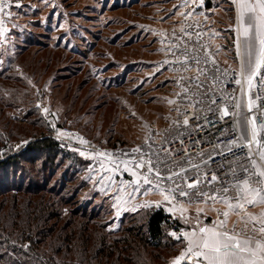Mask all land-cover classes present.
Wrapping results in <instances>:
<instances>
[{
  "label": "rangeland",
  "instance_id": "374dc122",
  "mask_svg": "<svg viewBox=\"0 0 264 264\" xmlns=\"http://www.w3.org/2000/svg\"><path fill=\"white\" fill-rule=\"evenodd\" d=\"M191 1L187 8L174 9L183 0H19V8L17 0H9L6 11L12 16L4 18L6 32L0 37V138L6 141L0 157L30 142L14 140L17 128H13L19 123L27 118L33 128L43 125L37 104L55 113L57 123L114 152L157 134L180 103L176 81L181 74L174 64H163L174 57L161 50L170 41L176 43L173 30L181 35L182 49L187 37L180 33L181 27L193 25L192 31L202 27L214 49H220L219 60L238 65L235 34L229 28L235 23L230 0ZM176 11L193 15L185 20ZM79 157L87 165L78 172L59 164L44 170V176L51 182L63 177L71 185L82 184L75 202L99 211L108 230L117 231L142 212L158 208L183 225L175 231L178 234L191 227L179 211H168L169 205L155 190L134 193L130 184L121 190L119 182L130 181L122 170L115 173V182L99 183L102 160ZM156 201H161L159 206ZM213 218L209 214L206 222ZM171 232L168 236L174 238ZM0 247L15 254L11 246Z\"/></svg>",
  "mask_w": 264,
  "mask_h": 264
},
{
  "label": "snow or ice",
  "instance_id": "6c2138e0",
  "mask_svg": "<svg viewBox=\"0 0 264 264\" xmlns=\"http://www.w3.org/2000/svg\"><path fill=\"white\" fill-rule=\"evenodd\" d=\"M230 2L234 6L235 23L230 24L229 28L234 30L235 58L239 62L232 76L240 88V97H233L231 113L223 106H217V110L221 120L229 115L241 118L233 122L240 134L229 140L225 147L230 155H236L233 149L245 155L236 157L227 171L220 172L209 168L211 153L200 149L196 154H189L187 147H171L176 140L184 145L183 137L191 139L192 131L203 127L199 123L202 111L214 114L211 105L216 103V88L222 83L221 69L215 59L220 49L213 51L210 45L201 44L203 33H194L193 25L180 29L182 36L187 37L182 49L181 35L175 30L172 37L176 43L170 41L167 49H161L174 57L172 61L165 59L163 64H174L178 66L177 70L191 73L180 76L176 81L181 87L177 96L187 103L183 111L180 106L175 108L183 119L177 118L172 122L174 132L171 139L164 137L156 145L151 136H146L144 145L133 148L131 154L121 152L117 155L106 151L90 154L106 158L100 162L102 175L99 183L115 182V173L121 170L127 172L132 179L120 181L118 186L121 190L131 184L132 191L137 193L141 191L140 184L143 183L149 186L148 190L159 193L162 201L169 205L168 211H179L181 219L191 225L179 234L175 231L170 233L184 244L170 264H264V122L257 125L255 119L257 113L264 116V106H257V101H264V0ZM199 3L202 4L203 0H199ZM188 4L189 0H183L181 5L173 7L187 8ZM9 7V0H0V37H4L6 32L4 18L12 16L11 11H6ZM16 7H21L19 0ZM175 14L186 20L193 12L176 11ZM195 26L200 27L198 22ZM193 35L197 38L195 42L191 40ZM223 73L227 74L228 69H224ZM254 79L259 80L258 89ZM253 89L261 94L253 93ZM167 103L174 104L175 101L168 100ZM37 107L40 105L37 104ZM42 111L48 113L49 110L45 107ZM52 115L55 116V113ZM51 126L55 128L54 123ZM81 143L87 141L81 138ZM200 143V140L194 142L195 145ZM165 144L169 147H165ZM144 146L147 153L143 151ZM213 152L223 155L215 146ZM84 154L81 152V155ZM197 157L198 162H194ZM223 167V164L217 166L218 169ZM190 171L194 175H189ZM209 173L211 179H208ZM160 203L156 201L157 206ZM193 205L194 213L186 215ZM209 214L214 218L206 222ZM23 247L27 248L28 245Z\"/></svg>",
  "mask_w": 264,
  "mask_h": 264
},
{
  "label": "trees",
  "instance_id": "16d2710c",
  "mask_svg": "<svg viewBox=\"0 0 264 264\" xmlns=\"http://www.w3.org/2000/svg\"><path fill=\"white\" fill-rule=\"evenodd\" d=\"M15 128L14 140L30 142L0 157V245L15 249L0 247V264H167L184 247L168 236L183 225L161 208L108 230L99 211L75 202L82 184L44 176L59 164L75 173L87 162L57 149L44 121L33 128L26 118Z\"/></svg>",
  "mask_w": 264,
  "mask_h": 264
},
{
  "label": "built area",
  "instance_id": "2783aa9c",
  "mask_svg": "<svg viewBox=\"0 0 264 264\" xmlns=\"http://www.w3.org/2000/svg\"><path fill=\"white\" fill-rule=\"evenodd\" d=\"M195 32H202L203 36L200 40L201 44H208L211 46L212 50L215 51L211 36L210 34L205 31L202 27L195 29L193 31ZM196 36L193 35L191 37V40L193 42L196 41ZM216 61L218 62V66L221 69V81L219 85H217L216 88V103L214 105H211L213 109V113H209L207 111H202V119L199 121L200 124L203 125L202 128L200 129H195L191 133V139H189L187 136L183 137L185 144L181 145L179 140L174 141L171 144V147L173 148H183L187 147V152L189 154H196L200 151V149H203L206 153H211L212 154V163H210L209 168L213 171L219 170L220 172L227 171L230 162L236 159V157L245 155L244 152L235 151L236 155H230L227 152V149L225 145H227V142L229 140L234 139L236 136L240 134L238 130L235 129L234 127V120L235 119H241L240 117H233L231 115L225 116L223 120L219 119L220 117V112L217 110V106H223L227 107L229 112L231 113L232 111V99L233 97L239 98L240 97V88L237 86L233 80L232 76V71L234 69H238L239 67V62L237 67L230 66L222 61L219 60L217 54L215 56ZM178 67L177 65H175ZM228 69V73L224 74L223 70ZM181 76H188L191 73H186L182 69L179 70ZM254 83L257 85V89L259 88V80L254 79ZM257 89H253V93L255 94H261L257 91ZM181 89L179 90V92ZM245 103L247 100V97L244 98ZM179 106L181 108V111H183L184 105L187 103V101H181L179 100ZM257 106H264V101H257ZM48 108L47 106L41 104L40 105V112L42 114V117L44 119L45 124L48 126L50 129V136L53 139V141L56 143L57 149L66 151V152H74L80 156H92V157H97L100 160H106V158H101L98 156L90 155L94 153V151H106V152H112L113 154H119L121 152H128L131 154V150L135 147H132L130 149H123L117 152H114L109 149H105L102 147L100 144L94 143L91 140H89L86 136L79 134L78 132L72 130L68 126L62 125L60 123L56 122L55 116L52 115V111L48 108V113H45L42 111L43 108ZM191 111V109H189ZM244 111L246 112L247 109L245 108ZM255 111V110H254ZM177 118L183 119L182 117L179 116V114L174 111L171 116L168 118L167 124L157 133L154 135H151L152 140L155 141L156 145H159L164 137H168L171 139V136L174 132V129L172 128V122L176 120ZM255 119L257 122V125H259L261 122H264V116L260 115L257 113L255 115ZM207 121V122H205ZM55 124V128H53L51 125ZM264 135V133H262ZM81 138L83 140L87 141V143H81ZM196 140H200L201 143L198 145H195L194 142ZM144 142H142L138 146H143ZM165 147H169L168 144L164 145ZM213 146L216 147V149L220 152H223V155H216L213 152ZM137 147V146H136ZM143 151L147 153V147H143ZM81 152L85 153L84 155H81ZM246 152V149H245ZM198 162V157L196 161ZM223 164L224 167L218 169L217 166ZM122 173H124L122 171ZM127 178L131 180V176L129 173L125 172ZM189 175H194L193 172L190 171ZM208 179H211V174L209 173ZM144 188H149V186L144 185L143 183L140 184V189ZM157 192V191H156Z\"/></svg>",
  "mask_w": 264,
  "mask_h": 264
},
{
  "label": "crops",
  "instance_id": "0c3cea01",
  "mask_svg": "<svg viewBox=\"0 0 264 264\" xmlns=\"http://www.w3.org/2000/svg\"><path fill=\"white\" fill-rule=\"evenodd\" d=\"M198 0H192L191 3H197ZM131 185V184H130ZM131 189H133V185H131L130 187ZM143 189V188H142ZM145 189V188H144ZM129 192H132L130 189H129ZM252 211H257V209H252ZM187 230V229H186Z\"/></svg>",
  "mask_w": 264,
  "mask_h": 264
}]
</instances>
